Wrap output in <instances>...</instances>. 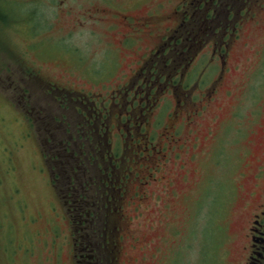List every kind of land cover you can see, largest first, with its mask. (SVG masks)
<instances>
[{
    "label": "rangeland",
    "instance_id": "obj_1",
    "mask_svg": "<svg viewBox=\"0 0 264 264\" xmlns=\"http://www.w3.org/2000/svg\"><path fill=\"white\" fill-rule=\"evenodd\" d=\"M188 1L0 0V264H75L62 192L69 174L53 161L57 171L53 181L50 162L45 159L56 147L62 148L60 140L67 137V119L61 107L47 103L46 90L52 89L51 84L86 92H105L114 87L128 71L130 50L146 44L145 33L140 32L143 38L130 50L120 46L121 30L126 32L127 28L119 13L154 12L156 19V14L162 19ZM228 3L236 14L228 22L237 19L235 24L239 23L241 31L239 38L230 39L225 58L228 65H244L249 74L253 66L263 65L264 8L259 6L264 0ZM97 8L106 10L101 20H97ZM217 8L220 17L228 11L225 6ZM253 13L257 20L250 17ZM162 23L165 24L159 30L172 22L166 19ZM210 47H202V54L210 53ZM201 56L198 55V61ZM197 67V73L201 72L197 83H192L193 98L217 76L218 70L215 60L206 58ZM93 74L97 75V82ZM246 77V72L236 71L225 80L242 84ZM25 83L31 85L26 92L30 105L45 106L41 109L44 118L37 109L28 116L17 106ZM226 87L218 91L217 101L197 119L199 136L192 138L188 150L180 154L185 166L172 165L177 170L172 187L177 197L166 199L159 186H154L151 197L138 209L129 202L125 204L132 218L130 222L121 220V225L131 230L137 240L125 237L117 248L115 264H168L169 260H175L174 264H224L223 250H234L240 238L234 216L242 195L250 187L240 172L245 163H251L245 170L254 167L255 145L244 137L237 139L233 128L236 120L231 113L241 90L230 85L229 99ZM176 95L166 91L161 98L169 110ZM161 114L160 111L157 116L161 127L155 125L156 130L167 120V115ZM181 130L186 134L184 124ZM128 138L129 135L125 136L122 146L113 143L112 152L119 153L122 169L137 159ZM153 140L163 143L160 130ZM246 150L250 154L243 156ZM100 215V227L111 218L110 222L116 223L119 217L114 210L109 213L104 207ZM100 251L107 257L106 248Z\"/></svg>",
    "mask_w": 264,
    "mask_h": 264
},
{
    "label": "flooded vegetation",
    "instance_id": "obj_2",
    "mask_svg": "<svg viewBox=\"0 0 264 264\" xmlns=\"http://www.w3.org/2000/svg\"><path fill=\"white\" fill-rule=\"evenodd\" d=\"M229 5L228 0H190L180 8L175 7L162 19L156 14L158 20L154 12L144 15L121 12L122 22H119L127 31L121 30L120 46L132 48L131 45L143 38L140 32L145 33L146 40L145 45L129 49L130 61L123 80L105 92L97 89L86 92L53 84L50 91L46 90L47 103L53 102L61 107L67 119L64 124L67 137L60 140L62 148L56 147V151L47 153L45 159L50 162L53 181V175L57 174L53 161L60 163L69 174L62 192L67 205L64 218L70 226L75 264H115L118 261L117 248L125 237H133L134 242L137 240L131 230L121 225V220L130 222L132 218L124 208L127 202L138 209L151 197L154 186H159L166 199L177 197L172 189L177 170H173L172 165L185 166L180 154L188 150L192 138L199 136L197 119L217 101V93L223 86H227V98H231L230 85L241 90L231 113L236 120L233 128L237 139L244 137L255 148L252 152L254 167L245 170L251 164L245 163L240 172L250 185L234 216L240 238L234 250H223L222 260L224 264H264V60L263 65L253 66L249 74L244 65L227 64L229 60L225 56L228 55L229 41L239 38L241 31L239 23L235 24L237 19L231 24L228 22L236 16ZM218 6L228 8L222 17ZM260 8L263 9L264 4ZM105 13V9L97 8V20H101ZM250 17L257 20L254 13ZM166 19L172 23L159 30ZM204 46L207 49L211 46L207 55L202 54ZM199 49L202 56L198 61ZM205 58L215 60L217 76L206 84L196 96L200 99L195 101L196 97L190 95L192 83H197L196 78L201 72L197 73V64ZM236 71L247 74L242 84L225 80L227 75ZM93 79L97 82V75ZM183 82L186 83L181 87ZM29 86L27 83L22 85L24 91L17 106L28 116L37 109L44 118L41 109H46L45 106L40 103L33 106L28 101L30 95L26 92H29ZM166 91L174 95L179 92L171 110L161 101ZM160 111L161 116L167 115V120L156 130L154 126L161 123L157 118ZM182 124L187 128L186 134L182 133ZM159 130L163 138L161 145L153 140ZM208 132L212 133V130ZM128 135V145L137 159L122 169L119 153L112 152L113 143L122 146ZM249 154L250 151L246 150L243 156ZM102 205L109 213L114 210L119 215L116 223H111V218L100 227ZM101 246L106 248L107 257L100 254ZM130 257L135 261L134 256ZM174 262L169 260L168 264Z\"/></svg>",
    "mask_w": 264,
    "mask_h": 264
}]
</instances>
